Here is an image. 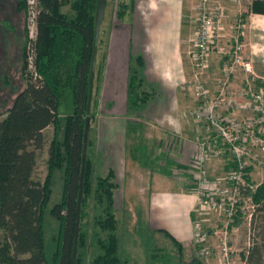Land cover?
I'll list each match as a JSON object with an SVG mask.
<instances>
[{
  "label": "trees",
  "instance_id": "1",
  "mask_svg": "<svg viewBox=\"0 0 264 264\" xmlns=\"http://www.w3.org/2000/svg\"><path fill=\"white\" fill-rule=\"evenodd\" d=\"M25 6V0H16L18 10ZM35 7L34 68L38 78L31 80L25 64L22 65L24 87L0 118V264H70L95 0H35ZM62 7L66 10L62 11ZM248 8L253 13L264 14V0H251ZM126 9L127 3L116 2L115 18L119 20ZM99 45L97 38L89 120L100 66ZM126 89L130 107L146 103L152 95L143 90L134 68L128 71ZM65 90L70 94V110L60 121L57 108ZM47 126H51V137L47 144L46 173L42 181L32 180L36 152L45 143L43 131ZM88 133L89 126L75 264H82L86 248L83 219L88 208L92 212L91 227L104 233L103 237L94 233L97 253L88 264H123L118 255L117 219L113 213V172L108 169L104 175L93 174ZM54 170L61 171L62 184L59 200L49 209L57 231L52 237L54 249L47 263L42 215ZM246 181L251 185L248 178ZM242 195L250 196L256 205H264V180L253 190L244 188ZM239 219L236 214L228 228L239 225ZM164 234L179 251L176 240Z\"/></svg>",
  "mask_w": 264,
  "mask_h": 264
},
{
  "label": "crops",
  "instance_id": "2",
  "mask_svg": "<svg viewBox=\"0 0 264 264\" xmlns=\"http://www.w3.org/2000/svg\"><path fill=\"white\" fill-rule=\"evenodd\" d=\"M121 1L127 3L125 13L119 20L112 13L104 38L99 37L100 66L89 122L92 169L99 171L98 175L112 170L113 210L122 207L146 225L163 215L174 231H156L166 238L164 232L172 236L181 250H191L192 211L196 207L192 156L197 133L187 111L196 100L181 88V82L188 72L186 52L193 42L190 23L195 0ZM240 1L244 6L239 0H219L221 26L224 32L229 31L239 7L244 18L242 39L247 46L244 56L254 73L264 78V14L249 10L251 0ZM130 68L141 78L143 90L152 93L137 107L126 102ZM216 72L213 62L209 77ZM129 142L132 153L128 151ZM219 159L225 161L217 158L206 163L207 178L222 174H210ZM179 214L184 217L181 225L175 222Z\"/></svg>",
  "mask_w": 264,
  "mask_h": 264
},
{
  "label": "built area",
  "instance_id": "3",
  "mask_svg": "<svg viewBox=\"0 0 264 264\" xmlns=\"http://www.w3.org/2000/svg\"><path fill=\"white\" fill-rule=\"evenodd\" d=\"M195 2V32L192 47L186 52L188 72L181 82V88L196 100L187 111L197 133L191 179L196 195L194 212L216 214L221 226L208 232L192 219L189 247L200 257L213 256L217 264H232L228 226L236 214L240 218L256 206L242 191L257 185L246 181L249 172L264 168V80L244 56L240 8L229 31L224 32L222 10L214 0ZM35 14V0H26L25 72L31 80L38 78L34 68ZM213 62L217 72L210 82ZM217 158L225 159L222 174L209 179L205 165ZM250 215L247 212V218ZM210 235L215 238L213 248L207 245Z\"/></svg>",
  "mask_w": 264,
  "mask_h": 264
},
{
  "label": "rangeland",
  "instance_id": "4",
  "mask_svg": "<svg viewBox=\"0 0 264 264\" xmlns=\"http://www.w3.org/2000/svg\"><path fill=\"white\" fill-rule=\"evenodd\" d=\"M118 1L119 0H106L103 18L99 26L100 34L98 33V38H104L105 28L108 27L110 23V17L112 13L115 12V3ZM8 2L9 6L7 10L9 9V16L13 17L14 27L15 29L17 27V29L8 42H6V38H2L0 42V44H2L0 46V111H3L11 104L16 93L20 91L25 84L24 78L20 73L21 35L18 28L20 14L14 11V0H8ZM239 2L244 6L240 0ZM195 3L194 1L193 6H195ZM217 3L220 4L219 0H214V4L218 5ZM61 10L65 11L66 7H62ZM23 14L25 16L23 22L26 23V6L23 10ZM191 19V32L194 33V10L192 11ZM246 47L247 46H245V48ZM213 60L215 62V58ZM261 78L264 80L263 77ZM64 109H70V94L68 90L63 91L60 97L57 108L58 114L61 115ZM62 117L63 116L60 117V121ZM43 135H45L46 140L41 149L36 152L34 165L30 174L32 180L42 181L46 173L47 144L51 137V127L45 129ZM88 138L92 141L91 132L88 133ZM90 151L89 148L88 152L90 153ZM128 151L132 153L130 142L128 144ZM223 165V160L219 159L214 162L210 171L214 170L210 172V174L213 176L220 174L223 171ZM98 173L100 172L93 170L94 175H98ZM248 179L252 185L264 180V168H255L251 170ZM61 184V171L54 170L50 182V195L42 215L43 250L47 263H49L50 255L54 249L52 237L57 231V223L55 219L50 216L49 209L60 198ZM122 199L123 197L121 196L120 200ZM117 206H119V204ZM123 209L122 207H118L116 210H113L117 219L116 235L118 240V255L123 264H217L213 256L203 258L192 250L185 251V249H179V251H177L176 246H174L162 232L156 231V228L171 231V233L174 231L169 221L165 219L163 215L159 221L146 225L142 224L143 221L139 217H137L138 219L136 220L131 212L129 215V212ZM87 212V215L83 219L84 230L86 232V248L82 255V264H88L89 259L97 253V249L94 245V233L96 232L100 237L104 236V233L91 227V209L88 208ZM247 212L251 213L249 218H247ZM192 213L195 215L193 220H197L201 227L208 232L217 230L221 226V218L212 212L198 215V213L193 210ZM165 214L171 216L169 212ZM201 220L206 221L203 222ZM239 220V225H232L227 231V244L231 251L232 264H264V205H256L252 210H245L244 214L242 216L240 215ZM183 221L184 217L181 214L175 217V222L178 225H181ZM1 237L2 233L0 232V238ZM207 245L210 248L214 247L215 238L213 235H210Z\"/></svg>",
  "mask_w": 264,
  "mask_h": 264
},
{
  "label": "water",
  "instance_id": "5",
  "mask_svg": "<svg viewBox=\"0 0 264 264\" xmlns=\"http://www.w3.org/2000/svg\"><path fill=\"white\" fill-rule=\"evenodd\" d=\"M105 3H106V0H95V9H94V14H93V34H92V43H91L90 64H89V71H88V77H87V94H86V101H85V107H84L85 117L83 120L82 145H81V153H80V168H79V176H78V190H77V198H76V205H75V219H74L73 238H72L71 253H70V264H75L79 208H80V200H81V193H82V176H83V171H84L87 132H88V126H89V112H90V102H91L92 86H93L96 44H97L99 26L103 18Z\"/></svg>",
  "mask_w": 264,
  "mask_h": 264
},
{
  "label": "flooded vegetation",
  "instance_id": "6",
  "mask_svg": "<svg viewBox=\"0 0 264 264\" xmlns=\"http://www.w3.org/2000/svg\"><path fill=\"white\" fill-rule=\"evenodd\" d=\"M9 6L8 0H0V42L1 39L6 38V42L13 37V34L16 32V29L14 27L13 23V17L9 16V9L7 10ZM24 9L18 10L16 8V0H14V11L18 12L20 14L19 16V21H18V28L20 31L21 35V47H20V70L22 68V65L25 64V59H24V39L27 38V30H26V23L23 22V18L25 17L23 14ZM2 44H0L1 46ZM25 69V66H24ZM12 103V102H11ZM10 106V105H9ZM9 106H7L4 110H6ZM3 110V111H4ZM3 111H0V118H1V113Z\"/></svg>",
  "mask_w": 264,
  "mask_h": 264
}]
</instances>
